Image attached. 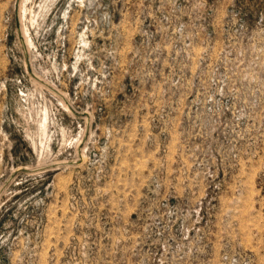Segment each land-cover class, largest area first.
I'll use <instances>...</instances> for the list:
<instances>
[{
  "label": "rangeland",
  "instance_id": "rangeland-1",
  "mask_svg": "<svg viewBox=\"0 0 264 264\" xmlns=\"http://www.w3.org/2000/svg\"><path fill=\"white\" fill-rule=\"evenodd\" d=\"M0 264H264V0H0Z\"/></svg>",
  "mask_w": 264,
  "mask_h": 264
},
{
  "label": "bare ground",
  "instance_id": "bare-ground-1",
  "mask_svg": "<svg viewBox=\"0 0 264 264\" xmlns=\"http://www.w3.org/2000/svg\"><path fill=\"white\" fill-rule=\"evenodd\" d=\"M44 120H45V119H44ZM41 128H42V130L44 131V128H45V127H44L43 125L41 126ZM44 133H45V132H44ZM44 133H43V134H44Z\"/></svg>",
  "mask_w": 264,
  "mask_h": 264
}]
</instances>
